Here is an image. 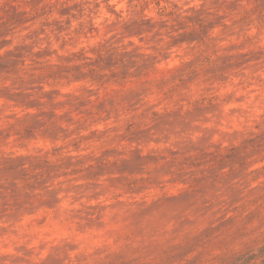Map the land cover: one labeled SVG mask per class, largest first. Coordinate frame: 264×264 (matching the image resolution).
<instances>
[{
  "label": "clouds",
  "instance_id": "obj_1",
  "mask_svg": "<svg viewBox=\"0 0 264 264\" xmlns=\"http://www.w3.org/2000/svg\"><path fill=\"white\" fill-rule=\"evenodd\" d=\"M70 2L79 8L68 31L77 39L85 37L84 47L91 54L73 56L72 51H79L73 41V48L65 52L70 62L61 61L63 78L45 81L43 91L67 89L52 102L61 109L57 117L63 129L61 142L67 135L68 142L79 143L77 158L116 149L106 161L109 164L130 156L134 147L156 157L139 176L122 178L121 185H116L114 169L87 187H77L80 179L72 176L51 184L60 193L55 209L61 219L73 214L72 209L61 208L64 200L86 211L93 194L103 193L123 221L121 232L113 236L117 244L106 242L99 251L82 247L76 254L80 264H107L106 257L112 259L114 252L120 253L123 264H264V151L253 155L243 148L244 167L229 163L216 169L211 181L201 179L209 166L202 163L200 151L201 137L213 131L209 143L223 145L221 152L239 148L247 126L264 119V103L259 111L250 108L236 125L227 117L220 123L219 109L207 117L208 124L204 116L185 115L201 96L217 97L214 102L222 108L221 88L243 95L240 89L248 81L264 87V0ZM54 3L39 0L25 11L43 21L47 17L41 10ZM196 15L200 22H189L187 18ZM217 17L223 18L217 27L201 29ZM181 33L195 34L197 39L180 45ZM226 65L232 67L224 70ZM74 81L79 83L72 86ZM42 103L45 111L52 107ZM64 112L69 116L61 120ZM8 123L4 121L5 128ZM138 134L142 138L133 145L129 141ZM130 181L155 189V195L139 202L125 197L120 204L119 192ZM230 200H239L234 212L226 211ZM96 211L104 214L100 208ZM0 264L11 261L0 259Z\"/></svg>",
  "mask_w": 264,
  "mask_h": 264
},
{
  "label": "rangeland",
  "instance_id": "obj_2",
  "mask_svg": "<svg viewBox=\"0 0 264 264\" xmlns=\"http://www.w3.org/2000/svg\"><path fill=\"white\" fill-rule=\"evenodd\" d=\"M38 2L3 0L0 3V259L10 260L11 264H80L76 254L82 247L99 251L106 246V242L116 245L117 239L113 236L121 232L123 221L103 193L93 194L86 211L72 201L64 200L61 208L72 209L73 214L70 218L61 219L55 209L60 193L51 188V184H62L66 177L72 176L80 179L77 187H87L114 169L117 173L116 185H121L124 183L122 178L139 176L145 165L153 163L156 157L142 154L134 147L130 156L118 163L112 159L109 164L106 161L116 149H105L97 157L81 154L77 158L80 144L68 142L67 135L61 142L59 133L63 129L57 122L61 109L52 102L58 96L66 95L67 89L56 87L43 91L47 87L45 81L63 78L61 61L70 62L65 52L73 48V41L79 48L78 52L72 51L73 56L83 57L91 54V50L84 47L88 43L85 37L77 39L68 31L75 22L78 4L70 0H56L50 8L41 10L47 17L41 21L39 15L29 16L25 11L29 6L35 8ZM187 19L189 22H200L199 15ZM222 20V17H217L207 25H201V29L211 30ZM144 23L147 25L150 21ZM196 39L195 34L181 33L178 43L183 45ZM176 46L177 42H173V47ZM231 67L226 65L224 70ZM160 69L164 70L163 64ZM78 83L74 81L72 86ZM220 91L225 95L222 108L214 102L217 97L201 96L192 102L191 111L185 115L192 119L204 116L205 124H208L207 117L219 109L222 113L220 123H224L223 117H227L232 125H236L250 108L255 106L259 111L264 103L261 102L264 87L254 81H248L246 86L241 87L243 95L225 92L223 88ZM42 100L52 106L48 111L44 110ZM233 104L246 106L231 107ZM97 110H101L99 105ZM68 116L64 112L60 118L63 120ZM5 120L10 121L6 128ZM214 135L213 131L201 137L204 145L200 150L202 163L209 166L204 169L206 175L201 179L213 180L216 169L229 163L239 162L242 169L245 162L240 152L245 147L251 149L253 155L264 151V119L247 126L246 133H241L244 138L239 148L230 146L228 151L221 152L223 145L209 143ZM141 138L142 134H138L129 142L134 145ZM154 195L155 189L146 185L137 186L136 181H130L119 192V203L123 204L125 197H135L139 202ZM97 200L101 201L99 205ZM238 205L239 200H230L226 211L230 209L234 212ZM97 208L102 209L104 214L98 213ZM228 219L232 216L229 215ZM111 255L110 260L106 257L107 264H123L120 253Z\"/></svg>",
  "mask_w": 264,
  "mask_h": 264
}]
</instances>
